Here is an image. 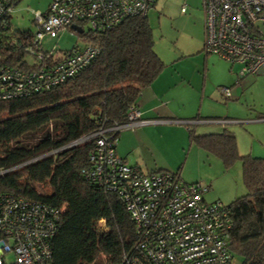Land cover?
I'll list each match as a JSON object with an SVG mask.
<instances>
[{"label":"trees","instance_id":"16d2710c","mask_svg":"<svg viewBox=\"0 0 264 264\" xmlns=\"http://www.w3.org/2000/svg\"><path fill=\"white\" fill-rule=\"evenodd\" d=\"M84 31L73 32L100 52L81 71L50 91L0 101V193L58 211L49 241L51 264H118L136 242L133 224L116 193L83 175L93 139L71 144L102 125L126 124L141 91L164 64L154 51L147 16L126 18L107 31ZM24 37L31 33L12 32L7 17L0 27V66L34 68ZM119 132L111 140L117 141ZM189 141L214 153L226 168L242 162L247 193L228 206L231 263L238 256L240 264H264V158L238 154L228 130L198 135L190 130Z\"/></svg>","mask_w":264,"mask_h":264},{"label":"built area","instance_id":"2783aa9c","mask_svg":"<svg viewBox=\"0 0 264 264\" xmlns=\"http://www.w3.org/2000/svg\"><path fill=\"white\" fill-rule=\"evenodd\" d=\"M19 0H0V27ZM155 0H50L44 13H33L35 32L25 52L34 68L0 66V101L50 91L81 71L100 50L92 43L68 51H41L44 34L88 27L101 32L122 20L144 17ZM204 47L232 65L237 75L264 74V0H202ZM184 5L181 7L183 12ZM73 30V29H72ZM75 31V30H73ZM222 93L230 97L228 88ZM138 107L128 122L100 126L71 145L93 139L83 175L90 184L117 194L133 224L136 242L118 264H231L232 210L206 202L207 186L185 183L172 172L143 173L115 153L112 134L145 124ZM58 211L9 193H0V264H51L50 239Z\"/></svg>","mask_w":264,"mask_h":264},{"label":"rangeland","instance_id":"374dc122","mask_svg":"<svg viewBox=\"0 0 264 264\" xmlns=\"http://www.w3.org/2000/svg\"><path fill=\"white\" fill-rule=\"evenodd\" d=\"M49 3L19 0L9 16L11 31L34 33L33 13H44ZM146 16L154 51L164 68L149 86L151 91L144 88L138 100L141 108L146 104L149 112L141 117L149 121L121 129L115 148L120 155L126 151L128 163L137 164L143 173L179 172L183 182L208 187L206 202L229 206L247 193L242 162L236 160L226 168L214 153L190 142L189 131L198 135L227 129L235 135L238 154L264 158V121L255 120L264 116V75L239 77L240 65L230 67L229 62L207 53L202 0H155ZM82 44L71 30L47 33L40 40L43 52ZM223 87L229 89V98L222 93ZM154 106L158 108L151 109ZM195 116L208 123L194 126L182 121ZM240 261L235 256L231 264Z\"/></svg>","mask_w":264,"mask_h":264},{"label":"crops","instance_id":"0c3cea01","mask_svg":"<svg viewBox=\"0 0 264 264\" xmlns=\"http://www.w3.org/2000/svg\"><path fill=\"white\" fill-rule=\"evenodd\" d=\"M147 88V90H148V92H150L151 90H150V87L148 86V87H146ZM224 88V87H223ZM147 92V93H148ZM141 93H142V91H141ZM146 94V93H145ZM141 96V95H140ZM148 104V103H147ZM142 105H143V109L138 105V108H139V110H140V112H141V116L143 115V113H147V112H149V110L146 108V104L145 103H142ZM152 105V104H151ZM155 108H158L157 106H154L153 108H151V109H155ZM260 116H258V117H256V119L255 120H257V121H264V116H261L262 118H259ZM143 118V117H142ZM144 119V118H143ZM149 121V120H148ZM182 121H184V123L185 124H191V125H196V124H201V123H208V121H204L203 119H197L196 117L193 119V117L192 118H189V119H187V120H182ZM183 123V122H182ZM224 123V122H223ZM133 127V126H132ZM227 130V129H226ZM115 153H116V155L118 156V157H120L121 159H123L127 164H128V158H127V154L125 155V153H126V151L125 152H123L122 153V155H120L118 152H117V150H116V148H115ZM129 164H132L131 162L129 163ZM134 165V164H133ZM135 166H137L138 168H139V166L136 164ZM140 169V168H139Z\"/></svg>","mask_w":264,"mask_h":264},{"label":"water","instance_id":"95a60500","mask_svg":"<svg viewBox=\"0 0 264 264\" xmlns=\"http://www.w3.org/2000/svg\"><path fill=\"white\" fill-rule=\"evenodd\" d=\"M71 28H72L73 30H75V32H77V33H78V32H79V33L81 32V30H80V29H77L75 26H72Z\"/></svg>","mask_w":264,"mask_h":264}]
</instances>
